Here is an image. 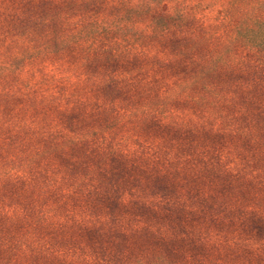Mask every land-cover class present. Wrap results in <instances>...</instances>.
<instances>
[{
	"label": "rangeland",
	"instance_id": "374dc122",
	"mask_svg": "<svg viewBox=\"0 0 264 264\" xmlns=\"http://www.w3.org/2000/svg\"><path fill=\"white\" fill-rule=\"evenodd\" d=\"M255 19L264 0H0V264H95L136 216L168 226L160 203L180 264H264L217 174L257 162L232 131L251 110L216 93ZM245 177L264 215V174Z\"/></svg>",
	"mask_w": 264,
	"mask_h": 264
},
{
	"label": "trees",
	"instance_id": "16d2710c",
	"mask_svg": "<svg viewBox=\"0 0 264 264\" xmlns=\"http://www.w3.org/2000/svg\"><path fill=\"white\" fill-rule=\"evenodd\" d=\"M254 27L255 30H253ZM239 32L240 36L248 41L249 48L253 50V53L246 55L245 59L238 65L237 68L241 69L242 72L239 79L233 73L232 69L235 70V68L230 66L223 72V75H219L221 73L217 75L222 88H218L219 91L216 93L220 98L227 101L229 99L232 101L240 99L242 103L239 108H245L248 112L247 115H243L245 118L249 116L251 110V115L255 118L254 123L251 120L239 122L236 129L232 131L236 132L237 141H240L244 149L253 150L252 158L256 156L257 162L254 161L255 164L249 163L250 159L247 158V155L242 158V168L240 170L233 171L228 167H221L220 171L222 172L217 174L224 177L219 184L225 200H230L232 215L237 218L236 230L260 233L264 230V215L251 209V203H246L243 197L244 186L251 185L245 175L254 172L256 169L261 170L264 174V22L255 19L253 28L248 30L240 28ZM222 89H228L224 95H222V92H224ZM181 151L182 149H176V154H166L165 157L178 158L179 156L181 160H175L182 164L188 156L182 155L185 153ZM167 161L171 162L170 159H167ZM207 165H209L211 171L220 166L218 157L211 155ZM170 180V178L162 175L155 177L157 182H170ZM254 181L255 183H261L256 189L258 193L254 195L257 203H259L264 201V180ZM154 206L153 209H155L151 210L153 217L156 218L155 210L158 207L167 217L168 226L153 224L151 219L146 221L143 216H136L133 221L139 227L137 225L129 233L125 234L118 231L117 236L112 239L101 235L95 240L94 245L96 248H99V245H102L101 248H106L108 243V246L113 248L107 252H98L95 264H180L177 260V250L165 251L164 248L169 243L170 236L174 235L172 230H174L176 222L172 216L175 215L176 209L167 203L155 204ZM117 219L114 218L115 221ZM88 230L90 231V229Z\"/></svg>",
	"mask_w": 264,
	"mask_h": 264
}]
</instances>
